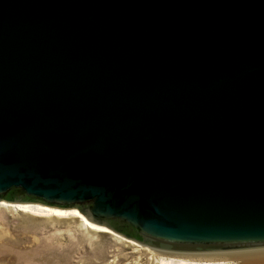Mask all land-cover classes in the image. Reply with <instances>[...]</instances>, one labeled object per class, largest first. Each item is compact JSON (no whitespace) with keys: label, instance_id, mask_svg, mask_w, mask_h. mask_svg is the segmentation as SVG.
I'll list each match as a JSON object with an SVG mask.
<instances>
[{"label":"water","instance_id":"water-1","mask_svg":"<svg viewBox=\"0 0 264 264\" xmlns=\"http://www.w3.org/2000/svg\"><path fill=\"white\" fill-rule=\"evenodd\" d=\"M0 202L264 248V0H0Z\"/></svg>","mask_w":264,"mask_h":264},{"label":"rangeland","instance_id":"rangeland-1","mask_svg":"<svg viewBox=\"0 0 264 264\" xmlns=\"http://www.w3.org/2000/svg\"><path fill=\"white\" fill-rule=\"evenodd\" d=\"M107 231L76 215L0 205V264H240L230 255L264 250L173 254Z\"/></svg>","mask_w":264,"mask_h":264},{"label":"bare ground","instance_id":"bare-ground-1","mask_svg":"<svg viewBox=\"0 0 264 264\" xmlns=\"http://www.w3.org/2000/svg\"><path fill=\"white\" fill-rule=\"evenodd\" d=\"M0 205L11 206L16 210L30 211L38 214H53V215H76L81 217L86 224L96 228L98 230H107L106 227L94 224L88 221L77 209H61L45 206L42 204H9L6 202H0ZM109 231V230H108ZM232 258L239 260L240 264H264V250L262 251H253L249 253H233L230 255Z\"/></svg>","mask_w":264,"mask_h":264}]
</instances>
